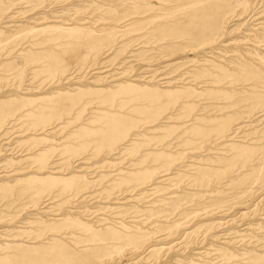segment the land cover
<instances>
[{"label":"rangeland","instance_id":"rangeland-1","mask_svg":"<svg viewBox=\"0 0 264 264\" xmlns=\"http://www.w3.org/2000/svg\"><path fill=\"white\" fill-rule=\"evenodd\" d=\"M0 264H264V0H0Z\"/></svg>","mask_w":264,"mask_h":264}]
</instances>
